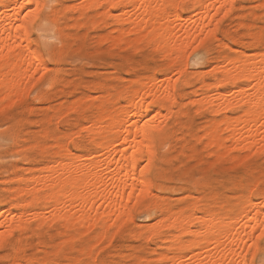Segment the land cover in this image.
I'll use <instances>...</instances> for the list:
<instances>
[{
	"label": "bare ground",
	"instance_id": "1",
	"mask_svg": "<svg viewBox=\"0 0 264 264\" xmlns=\"http://www.w3.org/2000/svg\"><path fill=\"white\" fill-rule=\"evenodd\" d=\"M50 1L56 0H31L33 7L28 11H37L35 5L39 4L40 10L37 14L46 22L41 24L42 36H45L48 30L55 28L57 31L55 30L54 33L62 36L64 34L61 35L56 17L50 20L42 17L43 9ZM80 2L77 1L78 5L75 4L76 2L72 3V6L68 5L67 10L71 9L82 17L91 8L104 7L102 13L106 14V17L108 15L113 17L116 24L113 29L116 34L106 37V40L108 38L109 41L115 42L113 45H119L125 36L134 34L132 43L139 44L147 40L172 63L184 58L183 56L194 44L196 45L201 35L206 39L214 31L211 25L217 22V18L214 21L215 17L229 9L233 0H81ZM21 4L27 6L28 0H19V2L0 0V102L22 97L28 87L26 82L30 81L38 70L44 71L48 68L44 63V54L30 36L33 24L29 21L33 18L29 17V20H25L28 12L21 8ZM187 6L199 10V15L197 19L192 20L193 22L190 20L192 23L188 24V22L184 25L182 22L185 18L181 11ZM62 8L66 9L64 6ZM115 9L122 10V14H113L112 10ZM37 23L39 24L40 21ZM125 23L129 26H124ZM260 33L251 32L250 37L255 42H259ZM110 44L112 46V43ZM128 45H131V42ZM249 53L222 55L213 70L211 69L213 80L208 81L201 77L200 98L196 99V97L194 100L193 97V103H196L198 108L194 109L195 111L205 110L209 114L222 115L220 121H215L216 124L211 125V123L207 126L208 129L200 138L205 140L207 148L211 147L218 152V157L233 151L264 152V52L259 51L253 56ZM52 60L58 62L57 57H53ZM184 69L185 67L177 66L174 68L175 76L169 75L165 76L166 78L163 76V79L152 74L143 75L139 79L135 77L136 80L134 79L129 87L121 90H116L115 84L112 86L109 82H91L93 83L91 88L99 92L98 97L92 98L90 94H85L80 100H72L66 108L67 111L70 108L89 112L86 117L89 119V126L80 129V132L77 130L79 133H76L79 135L75 136H82L81 130L84 129L85 136L93 147L92 151L78 152L80 144L75 140L72 141V145L66 141H58L52 146L41 144L39 148L49 153V158L39 165L41 167L38 173L25 175L29 177H21L23 175L18 177L20 183L16 184L18 186L14 185L17 187L14 188L17 191L14 196L17 198L13 205L20 211L10 214L0 212V241L3 243L15 230H30L31 224L28 221L30 218L39 224L48 221L59 224L62 228L59 232L64 228L63 237H68L70 241L72 235L78 233L77 230L85 228L89 231V228L91 230L96 225L101 227L99 234L103 237L108 228L115 227L116 232L125 221L131 219L137 207L143 206L149 217L155 219L150 225L149 235L160 236L165 228L172 230L165 239H168L166 242L168 248L174 251L172 256L165 252L160 254L162 264H254L252 257H257L260 250L255 233L260 227H264L261 220L264 218L262 184L252 185L253 187L242 195L235 209H228V206L224 208L221 207L222 205L220 207L205 205L207 203H203L204 199H197L193 191H190L189 196L187 195L188 199H196L190 202L188 200L181 207L179 205L174 207V202L170 203L161 196L162 194L161 197L158 193L152 195L153 183L150 176L156 167L155 143L159 137L166 134L163 123L168 118H185L189 112L185 109L186 102L182 104L189 83ZM47 78L48 84L52 86L56 78L53 76ZM14 101L12 100V103ZM3 104L1 103L0 107L4 106ZM235 110L239 111V114L229 116V113ZM43 136H49L48 129ZM185 140H187L186 136ZM223 150L226 152L223 153ZM212 154L216 155V153ZM154 189L163 193L170 190L163 184ZM152 196L154 198L150 199ZM176 202L178 200H175ZM38 206L46 207L38 208ZM46 209L50 212L49 216L44 215ZM148 233L146 235L149 237ZM184 236L188 238L184 239ZM68 240L66 241L69 242ZM45 259H36L33 263L48 264V260ZM19 261L16 257L12 264H18ZM80 262L72 263L82 264Z\"/></svg>",
	"mask_w": 264,
	"mask_h": 264
},
{
	"label": "rangeland",
	"instance_id": "2",
	"mask_svg": "<svg viewBox=\"0 0 264 264\" xmlns=\"http://www.w3.org/2000/svg\"><path fill=\"white\" fill-rule=\"evenodd\" d=\"M77 1L81 0L47 2L42 17L45 20L56 17L59 30L61 28V35H64H56V28L48 30L45 36H41L39 31L31 30V39L44 54V63L48 68L44 71L38 70L30 81L26 82L29 88L26 87L30 90L28 91L26 88V92L20 97L21 100L18 97L19 99L14 98L15 101L12 98L13 103L11 99L0 102V104L4 103L2 107H5H0V212L10 214V212L20 211L13 205L17 198L14 196L17 194L14 188L19 185L21 175H23L21 177H29L33 173H38V169L41 167L39 165L49 158V153L43 152L39 148L41 144L52 146L58 141H66L72 145V141L75 140L80 144L78 152L89 153L92 151L93 147L89 144L84 129L81 130L82 136H75L79 135L76 132L80 129L89 126V119H86L89 112L87 110H71L70 108L67 111L66 107L72 100H80L85 94H90L92 98L98 97L99 92L91 88L95 82H109L112 86L115 84L116 90H121L129 87L136 78L139 79L143 75L152 74L159 79L161 77L163 79V76H175L174 68L177 66L185 67L184 71L186 70L190 83L186 86L182 101V104L186 102L185 109L189 112L185 118H168L163 123L166 134L159 137L155 143L156 167L150 176L153 183L152 195L159 194L160 196L162 194L161 196H164L170 203L174 202V207L178 205L181 207L189 200L190 191H193L192 193L197 199H204L203 203H207L205 205H216L217 207L222 205L221 207L224 208L228 206V209H235L241 201L242 195L251 187L259 183L264 187V152L254 149V151H233L228 155L218 157V152L211 147L207 148L205 140L200 138L203 136L202 133L204 134L208 129L207 126H210L211 123L213 125L217 120L220 121L222 115L209 114L205 110L195 111L198 108L196 103H193L196 97V99L200 98L201 77L208 81L213 80L210 72L222 55L225 53L236 55L239 52L248 54L250 52L249 55L253 56L259 51L264 52V0H233L229 9L224 10L223 13L220 12L219 16L215 17L214 21L217 18V24L213 22L211 25L212 29L214 27V31L206 39L201 35L202 37L198 39L196 45L194 44L190 48L191 50L189 49L183 56L184 58H179L172 63L170 59L163 57L159 49L156 47L154 49V45L147 40L139 44L132 43L134 34L125 36L119 45H113L115 42L109 41L108 38L106 40L107 35L116 34L113 17L110 15L106 17L107 15L102 13L104 7L91 8V11L88 10L82 17L79 16V13L72 12L71 9L67 10L68 5L72 6V3L76 2L75 4L78 5ZM63 6L66 9L62 8ZM122 12L118 9L112 10L115 15L122 14ZM181 12L186 21L183 20L184 25L188 22V24L192 23V20L197 19L199 15V10L193 6H187ZM100 14L103 15L100 16ZM76 15L81 18H77ZM78 23L81 26L77 25ZM124 26L128 27L129 24L125 23ZM251 32L262 33H260L259 42H255L250 37ZM130 42L131 45H128ZM53 57H57L58 62L53 61ZM168 61L170 63H167ZM48 76L56 78L52 86L48 84ZM132 77L133 79H131ZM119 87L121 88L119 89ZM64 112L67 113L64 114ZM237 113L239 114V111L235 110L229 113V116H237ZM46 129L49 130L48 137L43 136ZM185 136L187 140H185ZM199 140L201 141L199 142ZM224 150L228 151L227 148ZM224 150L223 153L226 152ZM212 153H216V155ZM28 168L29 171H27ZM11 176H15L14 179ZM160 184L170 190L163 193L154 189ZM11 195L13 196L11 197ZM153 198L154 196L150 197V199ZM196 198L191 199L195 200ZM175 200L178 202L175 203ZM258 201L260 200L258 199ZM10 204L11 206H9ZM40 207L38 206V208ZM6 210L9 211L6 212ZM134 211L131 219L125 221L121 227L117 228L118 230L116 229V232L114 231L115 227H110L102 237L99 234L101 227L96 225L91 230L89 228V231L85 228L77 230L76 236L71 234L72 241L68 240V237H63L64 228L63 233L59 232L61 231L59 224L49 221V223L39 224L30 218L28 221L31 224V231L15 230L0 246V264H12L16 257L20 260L18 264H34L36 259L44 260L45 258L48 260V264H73L77 261H81L82 264H94L95 262L96 264H162L160 254L165 252L171 255L174 251L168 248V243H166L168 239H165L172 230L165 228L160 236L149 235L150 225L155 222V219L149 217L143 206L137 207ZM44 215H50L48 209ZM261 220L264 225V218ZM147 233L149 237L146 235ZM255 234L260 245V250L256 255V258L259 259L260 255L264 253V239H262L264 238V227H260ZM187 238L188 236H184V239ZM63 240L65 241L63 242ZM189 262L190 260L187 263Z\"/></svg>",
	"mask_w": 264,
	"mask_h": 264
},
{
	"label": "snow or ice",
	"instance_id": "3",
	"mask_svg": "<svg viewBox=\"0 0 264 264\" xmlns=\"http://www.w3.org/2000/svg\"><path fill=\"white\" fill-rule=\"evenodd\" d=\"M19 2V0H18ZM33 7L31 0H28V4L27 6L21 4V8H24L25 12H28V15L25 16V20H29V17H32L33 19L30 20L29 22L33 24V32H37L39 31L41 36L43 35V31L41 29V24H46L45 21H43L41 19V17L37 14L40 10V6L39 4L35 5V8L37 11L35 12H30L28 11L29 8ZM23 15V13H21ZM225 15H227V13H225ZM37 21H40V23L38 24ZM0 246H2V241H0ZM254 264H264V253H262L259 257V259H257L255 256L252 257Z\"/></svg>",
	"mask_w": 264,
	"mask_h": 264
}]
</instances>
